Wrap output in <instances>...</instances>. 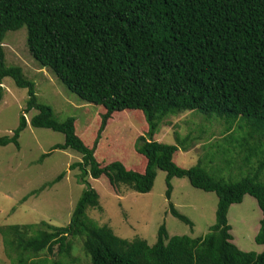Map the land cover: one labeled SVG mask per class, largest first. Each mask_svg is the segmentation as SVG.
I'll list each match as a JSON object with an SVG mask.
<instances>
[{"label":"trees","instance_id":"obj_1","mask_svg":"<svg viewBox=\"0 0 264 264\" xmlns=\"http://www.w3.org/2000/svg\"><path fill=\"white\" fill-rule=\"evenodd\" d=\"M24 26L36 63L81 100L105 108L92 147L78 135L76 118L56 120L52 108L38 102L35 82L20 66L7 65L6 35ZM6 78L28 90L24 111H37L32 127L64 134V143L51 151L82 155L70 169L80 171L79 181L86 186L65 227L46 221L0 227L12 264H77L73 240L78 237L91 264H264V0H0V103ZM126 110H140L148 125L149 138L140 136L135 148L139 164L99 161L95 153L103 132L115 113ZM186 110L223 120L227 134L236 124L238 132L249 129L235 141V148L244 151L243 162L251 164L247 176L226 180L211 175L201 162L190 168L176 164L179 146L157 141L154 134L165 118ZM25 113L13 136L0 137V147L13 143L19 148L20 134L29 126ZM158 169L167 173L169 200L174 177L217 195L208 234L170 237L163 224L156 243L149 245L144 239H123L88 219V209L100 199L89 177L103 181L115 195L123 186L148 193ZM246 195L256 199L262 214L255 238L263 246L260 253L242 251L233 242L228 213ZM169 208L194 226L172 203Z\"/></svg>","mask_w":264,"mask_h":264},{"label":"rangeland","instance_id":"obj_2","mask_svg":"<svg viewBox=\"0 0 264 264\" xmlns=\"http://www.w3.org/2000/svg\"><path fill=\"white\" fill-rule=\"evenodd\" d=\"M4 42L7 65L20 66L26 78L35 82L38 102L51 107L58 121L76 118L78 135L92 147L105 108L81 100L51 70L42 69L36 63L29 52L26 26L8 32ZM2 86L5 93L0 103V137H11L25 113L28 90L18 88L10 78L4 79ZM36 113L34 109L25 113L29 126L20 134L19 148L13 143L0 147V227L41 221L65 227L86 189L79 181L80 171L70 169L73 163L82 160V155L69 149L51 151L54 145L64 143L65 136L51 129L32 127L30 120ZM147 130V122L140 110L115 113L96 149L98 160L113 159L128 166L138 165L140 154L135 148L140 136L149 138ZM248 131L247 128L238 132L236 124L227 134L223 120L186 110L165 118L154 139L179 146L174 160L180 167L190 168L201 162L211 175L237 181L250 173L251 164L242 160L244 151L235 148L239 147L235 141L245 137ZM62 173H65L62 180L38 192ZM88 181L100 193L99 205L87 211L88 219L109 227L123 239H144L153 245L163 224L170 237L188 235L196 238L208 234L215 224L217 195L194 188L187 178L174 177L169 200L167 173L161 169L157 170L154 186L148 193H138L123 186L122 193L115 195L103 181L91 177ZM32 192L36 193L24 200ZM170 203L194 226L174 217ZM228 220L233 242L239 249L256 253L263 250V246L255 242L262 220L255 198L246 195L241 204L232 205ZM83 241L82 237L73 240V256L78 259L77 264H91ZM5 249L0 235V264H12Z\"/></svg>","mask_w":264,"mask_h":264}]
</instances>
